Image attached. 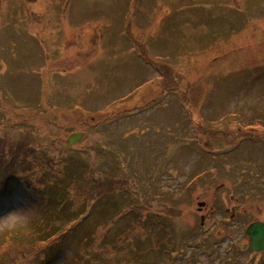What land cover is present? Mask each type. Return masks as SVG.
<instances>
[{
  "label": "rangeland",
  "instance_id": "1",
  "mask_svg": "<svg viewBox=\"0 0 264 264\" xmlns=\"http://www.w3.org/2000/svg\"><path fill=\"white\" fill-rule=\"evenodd\" d=\"M263 126L264 0H0V264H264Z\"/></svg>",
  "mask_w": 264,
  "mask_h": 264
},
{
  "label": "trees",
  "instance_id": "2",
  "mask_svg": "<svg viewBox=\"0 0 264 264\" xmlns=\"http://www.w3.org/2000/svg\"><path fill=\"white\" fill-rule=\"evenodd\" d=\"M2 148L5 152L10 150V146L7 150H5V146ZM15 164L16 160H14L13 154H9V157L0 155V194L8 193L10 191V187L8 188V186L10 185L11 181L19 176V172ZM25 184L28 186V181L26 183L25 180ZM107 185H110V182H107ZM105 190L106 189L104 188V191Z\"/></svg>",
  "mask_w": 264,
  "mask_h": 264
},
{
  "label": "water",
  "instance_id": "3",
  "mask_svg": "<svg viewBox=\"0 0 264 264\" xmlns=\"http://www.w3.org/2000/svg\"><path fill=\"white\" fill-rule=\"evenodd\" d=\"M81 134H72L67 139V144H72L81 138ZM203 203H198V206H202ZM246 235L249 237V247L255 251L259 252L264 247V222H253L249 224L245 231Z\"/></svg>",
  "mask_w": 264,
  "mask_h": 264
},
{
  "label": "clouds",
  "instance_id": "4",
  "mask_svg": "<svg viewBox=\"0 0 264 264\" xmlns=\"http://www.w3.org/2000/svg\"><path fill=\"white\" fill-rule=\"evenodd\" d=\"M7 223L13 226H19L25 231H27L29 228L28 219L16 213L9 214L7 218ZM8 250H9V242L8 241L0 242V256H3Z\"/></svg>",
  "mask_w": 264,
  "mask_h": 264
}]
</instances>
